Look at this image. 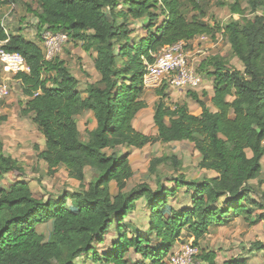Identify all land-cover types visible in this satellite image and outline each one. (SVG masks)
<instances>
[{
    "label": "trees",
    "instance_id": "obj_1",
    "mask_svg": "<svg viewBox=\"0 0 264 264\" xmlns=\"http://www.w3.org/2000/svg\"><path fill=\"white\" fill-rule=\"evenodd\" d=\"M37 1L38 31H62L69 40L93 48L99 79L83 93L64 60L58 56L45 60L41 44L22 32H11L0 21L2 48L22 55L30 68L15 77L27 98L22 112L32 115L44 138L38 158L47 164L49 174L63 167L81 183L78 191L38 197L22 179L24 166L4 152L0 140V178L7 173L19 177L0 187V264H75L86 256L99 264H167L184 231L198 246L212 227L226 225L233 217H242L250 225L264 224V191L256 196L264 184V14L245 22L232 18L219 26L206 20L199 0H125L127 8L120 10V0ZM219 3L236 17L264 6V0H246L247 7L240 0ZM131 20L147 30L146 36H136ZM222 28L243 69L223 57L206 56L199 71L212 78L210 104L188 90L200 114L192 113L187 103L171 108L164 85L156 92L157 134L137 130L133 121L148 106L143 75L155 59L153 54L200 35L214 39ZM86 112L92 113L96 126L83 140L77 117ZM173 141L193 142L201 156L199 167L215 176L188 179L179 173L171 177L173 186L166 187L164 177L153 167L161 158H155L149 171L156 175V189L143 182L127 191L134 170L122 146L143 148ZM173 165L177 171L181 167L176 159ZM87 168L94 177L86 186ZM113 183L116 193L111 190ZM182 189L191 192L190 204L175 208L170 197ZM140 200L147 205V231L133 230L131 235L128 230L135 225L127 217ZM44 223L51 225L48 235L38 230ZM113 228L120 235L118 240L100 251ZM252 247L264 251V242H254ZM131 249L140 256L136 262L128 256ZM197 256L215 264L212 252ZM223 264L247 262L240 258Z\"/></svg>",
    "mask_w": 264,
    "mask_h": 264
},
{
    "label": "rangeland",
    "instance_id": "obj_2",
    "mask_svg": "<svg viewBox=\"0 0 264 264\" xmlns=\"http://www.w3.org/2000/svg\"><path fill=\"white\" fill-rule=\"evenodd\" d=\"M0 3V21L5 20V25L11 32H22L30 40L41 44L39 31L37 28L38 18L36 16L39 11V2L37 0H11L14 5L12 8L9 0H2ZM125 0H120L124 2ZM202 9L206 12V20L221 25H226L232 18L239 19L241 22L253 19L256 14H264V6L260 7L256 13L246 11L245 14L233 16L230 9L226 5H221L219 0H199ZM234 1V0H227ZM243 7H247L246 0H240ZM126 4L119 5L117 10L126 9ZM12 11V12H11ZM109 17V10L106 9ZM7 16V19H4ZM163 16H161L162 20ZM147 20V19H146ZM145 20V21H146ZM133 22L130 27L136 30L135 34L138 37L146 36L147 30L139 26V22ZM146 23V22H145ZM221 30L217 32L220 33ZM218 36V35H217ZM210 39L207 43L201 42V48L204 53L198 54L197 57L202 60L206 56H219L225 58L231 66L238 69H243V65L239 61L232 49V44L228 35L222 34ZM61 60H64L72 73L79 80V88L83 93H86L88 84L95 83L99 79V74L95 69L94 60L96 52L93 48L87 49L86 44L82 41L69 40L64 44L61 52L57 55ZM16 74L0 64V82L7 81L10 85V94L0 100V140L3 142L4 152L18 160L25 168L26 175L24 178L33 192L42 198L56 197L63 191H78L80 184L76 179L70 177L68 172L59 167L55 174H49L47 164L38 158L40 149L44 148V138L40 133L32 115L22 112L27 98L23 95L20 81L16 79ZM205 86H199L198 89L192 90L198 93L209 104V93L212 92V79L202 73ZM51 85V83H49ZM160 88L146 89L145 100L148 106L141 110L133 121L134 127L140 132L148 135L157 134L153 115L156 103L159 101V95L156 93ZM188 90H183V93H174V89H169L167 103L171 108L176 103H187L191 112H194L198 105L193 98L187 94ZM206 92L207 95H203ZM5 117L6 119H1ZM78 118V125L81 131L82 139L87 140L88 131L95 128L96 122L93 119L91 112H86ZM169 123V119L166 118ZM123 152H129L130 162L134 170V176L129 180L126 190L129 191L139 184L146 182L153 189H156V175L150 173L149 168L152 159L161 158L154 162V168H158L159 174L164 179L163 185L166 187L173 186L171 177H176L177 174L183 173L188 179H198L203 177L214 176L212 171H206L199 167L201 156L191 141H173L169 143L149 144L143 148L123 147ZM111 153V150H108ZM249 156L251 151L247 150ZM166 158V159H165ZM176 159L181 163L180 169L177 171L173 160ZM264 171V160H263ZM93 171L90 168L86 169V177L84 184L87 186L90 180L94 177ZM19 177L11 173L4 174L0 178V187L6 188ZM257 183V181H252ZM112 193L117 192L116 185L111 186ZM264 191V184L257 192ZM191 192H186L182 189L177 196L170 197V203L175 208H183L190 204ZM132 222L135 227L129 229L128 233L133 234V230L141 233H146L149 221L147 205L144 200H140L134 212L127 217V222ZM39 232L48 235L51 230L50 223H44L38 226ZM119 233L113 228L107 235L104 245L99 246L100 251L111 247L113 241L118 240ZM264 242V224L259 223L250 225L242 217L230 219L225 226H214L198 243V255L205 252H212L215 258V264H223L230 259L246 260L247 264H264V251L253 249L254 242ZM194 244L191 235L184 231L182 237L175 244L174 249H179L182 245ZM173 249V250H174ZM172 250V251H173ZM171 251V252H172ZM170 255V254H169ZM128 256L132 261L136 262L139 255H136L131 249ZM201 264H208L197 256ZM75 264H99L93 261L91 257H84L75 262Z\"/></svg>",
    "mask_w": 264,
    "mask_h": 264
},
{
    "label": "built area",
    "instance_id": "obj_3",
    "mask_svg": "<svg viewBox=\"0 0 264 264\" xmlns=\"http://www.w3.org/2000/svg\"><path fill=\"white\" fill-rule=\"evenodd\" d=\"M12 8L14 3L9 0ZM12 12V11H11ZM7 19V16L4 18ZM4 26L5 20L1 21ZM38 23V21H37ZM224 28L217 37L222 38ZM41 46L44 51V59L49 61L55 58L68 41V35L62 31H53L44 28L40 31ZM211 39L208 35L197 36L192 41H178L164 46L155 52L154 61L148 63L143 75L145 89L161 88L196 90L204 82V77L199 71L202 59L198 54L204 53L201 42L207 43ZM7 41V40H6ZM5 41H0V64L17 74L30 71L24 57L16 52H8L2 48ZM10 94V85L7 81L0 82V100ZM199 249L194 244H186L174 249L167 258V264H201L197 259Z\"/></svg>",
    "mask_w": 264,
    "mask_h": 264
},
{
    "label": "crops",
    "instance_id": "obj_4",
    "mask_svg": "<svg viewBox=\"0 0 264 264\" xmlns=\"http://www.w3.org/2000/svg\"><path fill=\"white\" fill-rule=\"evenodd\" d=\"M212 79V78H211ZM204 85V87H202V88H207V86H205V84H203ZM212 88H213V85H212ZM183 90L184 89H176V88H174V93H183ZM212 93H213V89H212V92L211 93H209V95L211 96L212 95ZM204 99V98H203ZM205 100V99H204ZM195 101V100H194ZM208 103V102H207ZM209 104V103H208ZM198 105V104H197ZM200 112H201V108H200V106L198 105V108H196L195 109V111L194 112H192V113H194V114H196V115H199L200 114ZM263 160H264V157H263ZM263 160H262V162H263ZM215 176V175H214ZM234 218H236L237 219V217H233L232 219H234ZM221 226H225V225H221ZM220 227V226H219Z\"/></svg>",
    "mask_w": 264,
    "mask_h": 264
}]
</instances>
